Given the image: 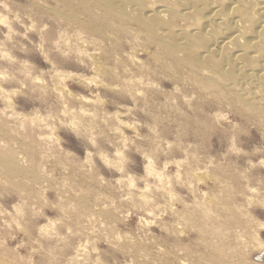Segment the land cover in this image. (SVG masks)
I'll return each mask as SVG.
<instances>
[{"label": "rangeland", "instance_id": "rangeland-1", "mask_svg": "<svg viewBox=\"0 0 264 264\" xmlns=\"http://www.w3.org/2000/svg\"><path fill=\"white\" fill-rule=\"evenodd\" d=\"M227 99L113 10L0 0V253L264 264V116Z\"/></svg>", "mask_w": 264, "mask_h": 264}, {"label": "bare ground", "instance_id": "bare-ground-1", "mask_svg": "<svg viewBox=\"0 0 264 264\" xmlns=\"http://www.w3.org/2000/svg\"><path fill=\"white\" fill-rule=\"evenodd\" d=\"M90 1L116 12L123 24L145 33L171 55H181L215 94L264 116V0ZM3 255L0 264H22L13 262L10 253Z\"/></svg>", "mask_w": 264, "mask_h": 264}]
</instances>
